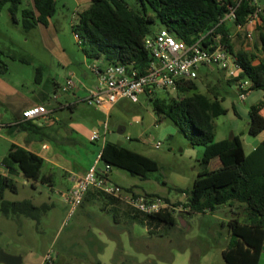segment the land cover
I'll list each match as a JSON object with an SVG mask.
<instances>
[{
    "label": "rangeland",
    "instance_id": "1",
    "mask_svg": "<svg viewBox=\"0 0 264 264\" xmlns=\"http://www.w3.org/2000/svg\"><path fill=\"white\" fill-rule=\"evenodd\" d=\"M124 1L131 9L142 12L138 0ZM257 3L264 11V0H257ZM0 15L4 18V21H1L2 24L4 22L3 27L13 33L14 37H21L15 30L17 26L22 27L21 15H18L19 25L9 17L7 8ZM65 15L67 17L56 20L57 29L61 43L74 56L75 63L68 70L60 66L51 68L43 75L45 83L47 78L51 77V98L46 101L50 108L67 102L61 88L66 78H71L73 73L74 80L83 78L90 89L99 85L98 79L88 68V62L94 59L87 58L82 41L74 33L73 27L78 23L77 15H72L71 11L65 12ZM262 16L264 17V12ZM161 28L162 25H153L152 34ZM261 33H264V24L255 37L256 47L261 45ZM260 52V57L264 60V51ZM7 60L5 62L9 66V72L6 76L13 82L28 78V73L31 79L37 74L34 66ZM198 76L196 82L199 91L204 94H217L224 108L228 110L225 115L214 120L216 141L229 140L233 135H238L243 141V152L248 154L253 149V143L262 137H253L248 133L249 112L254 104L249 94L251 92L242 100L234 84L227 81L229 79L226 74L216 68L208 70L200 67ZM52 79L61 84L55 93ZM259 92L260 90H257L252 93ZM82 95L80 93L79 97ZM55 96L59 99H55ZM158 97H176V91L159 90ZM56 113V116L67 119L68 123L75 121L83 124L91 132L95 126L98 128L96 133L100 137L99 140H90L86 130L79 131L80 146L69 147L75 157L73 162L78 168L94 161L106 142L120 144L151 158L153 171L148 180L112 167L108 181L125 189L134 188L141 194L154 193L152 195L169 199L170 203L177 205V225L171 229L162 226L154 230L155 234H150L148 227L137 221L126 217L114 219L115 211L105 208L108 200L100 197L81 205L68 224L63 226L69 205L59 193V184L53 189H48L41 183H25L18 180L17 193L6 190V200H30L36 206L46 205L48 208L40 213L38 220L25 216L7 218L0 215V251L20 256L21 264H44L45 256L49 252L52 253V260H57L55 251L60 246L69 250L68 264H191L192 256L200 257L201 260L207 257L205 263L208 264H224L223 252L230 243L228 224L233 215L231 211H239V217L243 220V208L237 209L235 204L233 207L223 206L214 213L180 214V211L184 210L186 195L178 189L192 188L193 178L202 169L199 161L203 147H191L190 142L170 119L158 123L152 103L145 96L140 98L139 103L124 100L109 115L104 110L86 103L80 104L75 113L69 110H58ZM99 120H106V130L99 127ZM121 127L125 129L122 134L118 132ZM157 144H160L159 148L156 147ZM99 168H104L102 162H99ZM119 204L128 211L131 210L127 204ZM261 264H264V255Z\"/></svg>",
    "mask_w": 264,
    "mask_h": 264
},
{
    "label": "trees",
    "instance_id": "2",
    "mask_svg": "<svg viewBox=\"0 0 264 264\" xmlns=\"http://www.w3.org/2000/svg\"><path fill=\"white\" fill-rule=\"evenodd\" d=\"M23 0H0V12L8 9L14 23H18L17 14ZM35 8L40 13L36 17L32 9L22 10L21 25L25 33L33 30L38 23L47 25L56 13L54 0H34ZM142 12L131 9L124 0H91V7L83 11L74 33L82 41L83 51L88 59L101 58L108 64L128 65L136 62L145 66L150 61L149 53L144 48V38L152 33L153 25H162L176 39L187 43L193 42L199 35L212 29L228 11L229 6L237 5V0H138ZM250 11L249 4L242 2L237 7L236 24H243ZM263 21L264 17L262 16ZM229 52L237 59L240 66L239 76L229 79L230 84L249 81L250 91L260 90L264 94V60L255 61V53L234 51L229 33L222 28ZM264 51V33L260 35ZM259 50V46L257 47ZM5 58L27 63L23 58L8 54L0 49V74L5 75L9 66ZM40 74V69H36ZM152 103L157 122L170 119L179 128L192 146L204 148L199 161L202 169L198 172L193 186L189 190L178 189L186 195L181 213H214L223 206L243 208L244 219L239 212L231 211L229 221L230 243L223 252L224 264H260L264 255V141L250 154L243 152V143L238 135L232 140L216 141L214 120L225 115L228 110L222 105L217 94H204L199 91L196 80H182L176 90V97L159 98L158 95L147 97ZM264 100L253 106L249 112V135L257 137L264 132ZM219 159L220 167L211 169L213 160ZM106 165L126 170L143 180L150 178L153 161L151 158L127 147L106 142L100 161ZM5 173H0V215L7 218L25 216L38 220L40 213L48 206H36L30 200L8 201L4 198L6 190L17 193L18 186L14 177L27 182L52 186V175L43 173L44 160L37 154L12 145L7 155L0 161ZM104 178L109 173L100 169ZM157 170V168H156ZM155 196V195H152ZM102 197L106 203L118 205L119 199L104 192L90 190L83 204ZM169 201V199H166ZM82 204V205H83ZM177 206V205H174ZM108 211H114L108 210ZM115 216V214H114ZM131 219L147 226L150 234L164 226L171 229L177 225L175 212L145 216L130 210ZM201 258L192 256L191 264H200ZM44 264H54L45 262ZM121 264H130L122 262Z\"/></svg>",
    "mask_w": 264,
    "mask_h": 264
},
{
    "label": "crops",
    "instance_id": "3",
    "mask_svg": "<svg viewBox=\"0 0 264 264\" xmlns=\"http://www.w3.org/2000/svg\"><path fill=\"white\" fill-rule=\"evenodd\" d=\"M54 1L56 4V13L49 19L48 24L44 25L42 23H38V25L29 33H25L22 27L17 26L15 28L16 33L21 37H14V35H12L13 33H10L9 30L3 27L4 22L2 24L1 21H4V18L1 17L2 15H0V49L8 54H13L20 58H23L28 61L27 64L34 66L35 69H40V74L33 76L32 79L28 73V78L16 80V82L10 80L6 76V74H0V122L4 125V128L0 133V138L2 140V143L0 144V161L5 155H7L12 145L24 148L30 152L37 154L44 160L43 173L45 175H52L53 178L52 186H45L48 187V189H53L55 185L59 184V186L61 187V191L59 193L61 195H64L70 190V188L78 179L82 178L86 174L91 166L98 164L99 168V157L101 155L103 147L97 154V157L94 161L89 162V164L83 168H78L73 162L75 161V157L70 148L80 146V141L78 140L79 131L86 130L88 137H90V140H92L93 134L98 132V128L97 126H95L91 132L83 124H78V122L76 123L75 121L68 123L67 119H65L64 117L62 118L61 116H56V112L58 110H69L71 113H75L76 110H78L80 104H83L82 100L87 96V93L90 90V88L86 86V82L83 78H78L75 80L76 87L72 91H62L65 95V99L67 100L65 104L58 103V105L54 108H50L46 104V101L51 98V90L49 88L51 77L47 78L45 83L43 75L47 73V71L51 68H57L60 66L61 68L68 70L75 63L74 56L60 41L56 20L64 18L66 16L65 12L70 11L72 12V15H77V18H79V15L83 11L91 7V0ZM23 9L34 10L36 17L40 15V13L35 8L34 0L22 1L20 11L17 14V19L18 15L20 14L22 20L21 12ZM8 15L10 17L9 12ZM15 24L19 25V22ZM262 26L258 27L255 33V37ZM225 28L229 33L230 42L235 52L244 51L248 53H255L258 56V59L255 61V63H258L260 60H262V58L260 57L262 45H259L258 50L255 44L256 38L254 43H252L251 45H246L243 33L236 27L234 23H227ZM7 59L8 58H5L4 60ZM10 61L13 62L18 60ZM74 75L75 74L73 73L71 78L74 79ZM67 79L69 78H66V80ZM52 80L54 84L53 93H55L60 89L61 84L56 82L55 79ZM234 86L238 91L237 85L234 84ZM250 92L251 93L249 94H251L250 96L251 98H253V106H257L258 104L263 102L264 94L262 91H260L259 93H252L253 91ZM80 93L83 94L82 97H79ZM55 99L58 100L59 98L56 97ZM123 101L118 103L116 106L121 104ZM35 106H44L51 112V114L49 116L41 117L38 121H24L22 119V112ZM113 109L111 111H113ZM109 113L106 112L107 115H109ZM262 113H264V109L262 110ZM248 120L250 121V116ZM105 124H107L106 120H99L98 122L99 127L105 128ZM120 129L123 128L121 127ZM261 135V139L253 143V149L248 154L259 147L264 141V132L259 136ZM248 154L245 153V155ZM218 167H220L219 159L213 160L210 164V168L216 169ZM0 173H5L4 168L0 167ZM110 174L111 172L108 175V180L110 179ZM197 176L193 178V183ZM14 179L16 181L23 180L25 181V183H28L21 177H14ZM128 189L141 194L134 190V188ZM152 194L154 193H147L142 195ZM119 205L120 204L110 205L107 203L105 208L106 210L114 209V219L116 220L119 217H126L128 219H131L130 211ZM182 211L183 210H181L180 212ZM238 212L239 211H237V213ZM180 214L182 215V213ZM244 214L246 215L247 213ZM68 252L69 250L67 247L60 246L59 248H57V250L55 251L57 260H54V264H57V262H59L60 264H68ZM206 258L207 257H203L200 264H208L205 263V260H207ZM42 263H44V261ZM96 264L102 263L98 262Z\"/></svg>",
    "mask_w": 264,
    "mask_h": 264
},
{
    "label": "built area",
    "instance_id": "4",
    "mask_svg": "<svg viewBox=\"0 0 264 264\" xmlns=\"http://www.w3.org/2000/svg\"><path fill=\"white\" fill-rule=\"evenodd\" d=\"M242 2L249 4L250 11L243 24H236L237 7ZM263 12L257 0H237V5L229 6L228 11L212 29L199 35L191 43L178 40L166 28H161L144 38V48L150 56V61L145 66H139L136 62L128 65L108 64L101 58L91 60L88 62V68L98 79L99 85L88 91L82 103L109 113L123 100L139 103L142 96L147 98L158 95L159 90L176 91L182 80H197L200 67L208 70L216 68L224 72L228 79L237 78L240 66L236 57L228 50L222 28L229 22L234 23L243 33L246 45H251L255 41L258 27L264 24ZM75 87V80L69 78L62 87V91L69 92ZM250 88L249 81L237 82L238 93L242 100L246 98ZM50 114L51 112L44 106H35L24 110L22 119L30 122L38 121L41 117ZM3 128L4 125L0 122V133ZM106 129L107 124H105ZM99 138L97 133L93 134V140H99ZM156 147L159 148L160 144ZM104 172L110 173L111 167L106 165ZM102 173L98 164L91 166L86 174L78 179L66 194L62 195L69 205V212L63 226L68 224L69 219L83 204L87 193L92 189L119 199L131 210L145 216L165 212L174 213L178 210L162 197L138 194L131 189L109 183ZM52 258V253L49 252L45 256V261L51 262Z\"/></svg>",
    "mask_w": 264,
    "mask_h": 264
},
{
    "label": "water",
    "instance_id": "5",
    "mask_svg": "<svg viewBox=\"0 0 264 264\" xmlns=\"http://www.w3.org/2000/svg\"><path fill=\"white\" fill-rule=\"evenodd\" d=\"M118 132L120 134L124 133V128L119 129ZM233 137H234V135L229 140H232ZM191 147H193V146L191 145ZM0 263H2V264H21L22 259L20 256H13V255H10V254H8L2 250V251H0Z\"/></svg>",
    "mask_w": 264,
    "mask_h": 264
}]
</instances>
